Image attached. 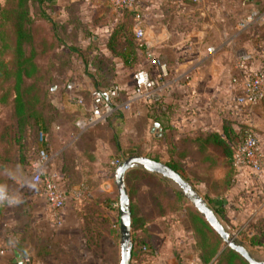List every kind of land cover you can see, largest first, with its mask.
<instances>
[{
    "label": "crops",
    "instance_id": "1",
    "mask_svg": "<svg viewBox=\"0 0 264 264\" xmlns=\"http://www.w3.org/2000/svg\"><path fill=\"white\" fill-rule=\"evenodd\" d=\"M51 4L55 7L53 17L56 19L64 17L65 8L70 4L77 6V15L91 34L95 47L92 56L101 54L102 51L114 58L106 48L112 34L116 32V42L122 50L126 46V38L131 36L138 56L134 69L131 71L117 58L116 70L111 77L115 81L114 85L119 87L116 99L118 118L142 120L149 127L147 137L152 136L156 146L151 157L159 156L162 163L168 160L181 163L183 178L217 215L221 206L226 204V198L214 197L217 190L222 191L225 182L229 181L226 178L229 177L228 169L231 170L232 166L220 149L211 142L203 141L205 136L209 133H222L223 124L227 120L252 127L259 139L264 166V100L241 112L237 111L234 103V97L240 91L245 73L237 67L240 57L244 54L250 56L248 68H264V26L258 27L259 33L254 38L258 43L255 49L246 44L240 47L237 40L240 35L238 24L241 15L243 18L251 11L262 10L264 0H249L246 4H242L240 0H141L137 10L141 14L144 42L166 64L167 76L164 80L160 78L158 68L143 56L144 47L135 40L132 12L124 14L117 11L110 6L108 0H52ZM77 44L83 49L90 45L89 40L83 37L80 31ZM73 63L71 81L68 82L70 87L57 80L60 83L51 85V90L54 87L55 98L60 99L58 110L79 117L83 109L74 104L75 99L81 98L89 105L95 87L88 76L92 70L91 65L84 64L83 60L77 57ZM138 69L147 70L159 83H165L166 88L159 102L162 103V111L151 106L153 103L143 101L131 104L127 109L122 107L127 96L133 91L132 75ZM58 84L63 87L59 88ZM114 122L113 118L112 123ZM107 140L109 148L103 151L105 160L110 158L111 151H114L115 155L109 161V166L101 170L102 178L97 179V186L87 190L92 198L91 205L111 217L110 222L113 225L115 222L118 225L116 208L107 205L104 195L113 194L117 198L114 173L112 176L110 167L117 158L116 153L127 150L128 146L122 148L119 145L120 148L117 149V143L113 144L111 137ZM90 143L92 153L96 155L94 142ZM168 146L173 147L171 155L167 152ZM50 156L49 168L55 170L56 166L51 164L53 154ZM30 173L31 165L26 183L10 193L13 203L0 205V208L13 205L23 195L31 201L33 211L40 214L50 225L66 224L65 227H68L73 225V221L79 220V205L85 196L77 199L74 191L80 186L71 192H67L63 187L67 197L66 204L55 218L46 205L40 185H35V191L25 189L30 185ZM192 173L199 178L197 185L190 179ZM236 173V177L245 176V173ZM144 188L146 187H141ZM98 196L100 197L97 198ZM151 224L153 222L147 223L146 228ZM5 225L11 227L15 224L0 218V264H16L21 255L15 249V238L10 236L9 232L4 234ZM148 233L152 231L148 230ZM153 240L154 237L151 238L154 248ZM196 259L199 260L198 256Z\"/></svg>",
    "mask_w": 264,
    "mask_h": 264
},
{
    "label": "rangeland",
    "instance_id": "2",
    "mask_svg": "<svg viewBox=\"0 0 264 264\" xmlns=\"http://www.w3.org/2000/svg\"><path fill=\"white\" fill-rule=\"evenodd\" d=\"M258 33L259 30L256 26L240 33L237 38L239 46L243 47L246 44L255 49L258 43L254 38ZM0 59L8 62L10 55L0 56ZM54 68L56 72L57 67ZM62 71L60 70V72ZM66 72L67 70H64L62 73L56 74L57 79L63 78ZM59 81L56 83H60ZM61 86L63 87V85H59V88ZM48 87L50 88L48 98L55 108L54 111H51L53 120L46 135V144L48 152L53 154L51 164L56 166L57 170H55L59 173L60 181V171L63 168L64 171L70 172L64 177L65 181L62 180L67 192H71L79 186H85L83 181L88 178L92 180L102 178L101 170L105 166H109V161L115 155L114 151H111L108 160H105L103 156V151L109 148L108 137L112 138L113 144L117 143L122 148L127 145V150L132 153L130 155L143 156L147 154L152 156L154 154L152 150L156 146L152 136L147 137L149 127L140 119L121 120L115 113L106 122L84 132V138L88 142H94L93 147L98 158L96 162L86 165V162L79 159L83 144L81 140H78V129L74 124L78 117L64 114L60 109L58 110L59 98H55V91L51 90V86ZM113 118L114 123H112ZM8 122H11L9 114L6 109L1 107L0 130L3 124ZM25 143L27 154L31 156L30 158H35L36 150L40 144L35 129L27 134ZM138 144L139 146H136ZM2 150L3 146L0 145V153L3 152ZM116 154L125 159L129 153ZM18 156L19 153H16L9 160L0 159V193H13L28 180L26 163L21 162ZM228 171L229 177L226 180L229 181L225 182L222 191L217 190V195L214 197L216 199L226 198V204L221 206L217 217L255 258L264 260V166L261 173H247L241 178L236 177L238 174L232 168ZM190 175L191 181L197 185L199 178L193 173ZM169 184L177 190L170 181ZM25 189L36 190L35 185L31 182ZM20 197V200L13 205L0 208V218L15 224L11 227L5 225L3 229L4 234L9 232L10 236L15 238V249L22 256L16 264H119V224L116 225L115 222L113 225L110 222L111 217L93 207L90 203L91 196L86 195L82 198L79 205V220L73 221V225L68 227H65L66 224L50 225L40 214L33 211L34 207L27 196ZM135 202L137 210L149 211L151 209V201L145 195L143 198L141 197V202L136 196ZM188 212L190 213V210H183L179 215L156 217L152 221L153 224L146 228L152 231L148 234L154 237L155 247L152 249V254L149 251L150 244H153L149 243L150 240L144 241L145 245L139 247L140 250L145 247V251L139 252L136 245L133 244L131 264H201L196 259L198 252L194 248L197 240L195 234H199L196 233L197 223L190 214L188 215ZM214 212L216 213V211ZM208 241L212 242L210 239ZM220 248L227 247L221 243Z\"/></svg>",
    "mask_w": 264,
    "mask_h": 264
},
{
    "label": "trees",
    "instance_id": "3",
    "mask_svg": "<svg viewBox=\"0 0 264 264\" xmlns=\"http://www.w3.org/2000/svg\"><path fill=\"white\" fill-rule=\"evenodd\" d=\"M51 2L52 0H3L2 3L0 2V56L10 55L8 62L0 59V108L6 109L11 120V122L3 124L0 130V145L3 146L0 159L9 160L14 154L19 153V160L26 163L27 174L34 159L27 154L25 143L27 134L35 129L38 141H40L41 134L47 135L53 120L51 111H54L55 108L48 98L50 92L48 86L54 85L57 80L68 85V82L71 81L70 74L73 70L74 57H79L84 64L91 65L92 70L88 76L97 90H105L115 84L111 77L116 70L115 60L117 58L121 59L131 71L134 69V63L138 60L137 47L130 39L131 36L126 38V46L122 50L116 42V32L112 34L106 46L107 51L114 58H110L102 51L101 54L96 53L92 56L95 47L91 34L87 32L77 15V6L70 4L65 8L64 17L55 19L53 17L55 7ZM121 12L126 14L128 11ZM79 31L90 42L86 49L77 44ZM54 67H57V73L54 71ZM60 70H67V72L63 78L57 79L56 74L63 72ZM151 106L160 111L163 108L162 103H153ZM115 113L118 115L119 111L117 110L113 114ZM244 128L245 125L227 120L223 124L222 133H209L203 141L211 142L212 145L220 149L232 165V158ZM77 133L78 140H81L83 144V148L80 149V153L83 155L80 154L79 159L83 162L87 161L86 165L96 162L98 158L92 153V144L84 138V133H79V130ZM168 147L167 152L171 155L174 151L173 147ZM41 148L48 151L46 142H40L35 155ZM119 148L120 146L117 144V149ZM123 153H129L126 155L127 157L132 154L130 150H124ZM148 157L160 162L157 155ZM122 160V157L117 155V164ZM117 164L110 167L112 176ZM163 164L183 178L181 163L168 160ZM60 174L61 181L59 182L63 188L62 180L70 172L64 171L63 168ZM98 181L88 178L83 183L90 190L97 186ZM125 183L131 204L132 242L139 252V247L145 245L146 239L150 240L149 243L152 242V237L148 234L145 226L147 223H151L156 217L190 210L188 215L190 214L197 223L196 233L199 234H195L197 240L194 248L198 252L201 264H247L229 248H220L222 242L219 236L213 232L180 191L170 186L167 179L141 167H136L127 172ZM143 186L146 188L141 189ZM143 195L151 201L149 211L136 209V196L141 202ZM104 197L107 205L117 202V198L113 194H107ZM116 211L118 215V208ZM209 239L212 242L208 241ZM152 248L153 246L150 244V254H152Z\"/></svg>",
    "mask_w": 264,
    "mask_h": 264
},
{
    "label": "built area",
    "instance_id": "4",
    "mask_svg": "<svg viewBox=\"0 0 264 264\" xmlns=\"http://www.w3.org/2000/svg\"><path fill=\"white\" fill-rule=\"evenodd\" d=\"M141 0H108L112 8L117 11H129L133 13L134 19V37L143 48V56L153 66L158 68L160 78L164 80L167 76V66L153 52V50L144 42V30L141 25V14L137 10ZM197 2L198 0H193ZM249 0H240L246 4ZM239 33H243L251 27L264 26V8L254 10L244 16L239 24ZM250 60L249 55H242L237 63L238 69L244 70V77L239 93L234 97V103L237 111L254 107L264 100V68L252 69L247 67ZM133 91L127 96L122 105L124 109L130 107L139 101L148 103H159L162 99L163 91L166 88L164 82L159 83L147 70L138 69L133 75ZM67 87H70L69 85ZM119 87L112 85L105 90L95 89L91 93L89 105H86L81 98H76L74 104L83 109L82 114L75 121V127L84 132L97 124L104 123L109 117L118 110L117 97ZM240 142L232 158V168L236 172L258 174L263 171L262 154L259 145V139L250 126H245L241 131ZM40 142H46V136L40 135ZM50 153L41 148L31 164L30 182L34 185H40L43 190L44 199L47 207L52 211L55 218L66 204V193L60 185L59 173L49 168ZM117 162L115 161V163ZM76 198H81L89 194L86 186H80L74 191ZM13 203L11 194L0 193V205ZM118 208V202L112 204ZM141 248L140 251H145Z\"/></svg>",
    "mask_w": 264,
    "mask_h": 264
},
{
    "label": "water",
    "instance_id": "5",
    "mask_svg": "<svg viewBox=\"0 0 264 264\" xmlns=\"http://www.w3.org/2000/svg\"><path fill=\"white\" fill-rule=\"evenodd\" d=\"M53 89L54 87H52ZM136 167H141L150 173L157 174L169 180L220 237L223 245L237 253L247 264H264V260L255 258L243 243L237 240L234 234H231L227 230L207 202L177 172L161 162L142 155H131L123 159L116 165L114 170V185L118 202L119 264H131L132 260L131 204L125 183V176L128 171ZM185 224L187 225V223Z\"/></svg>",
    "mask_w": 264,
    "mask_h": 264
}]
</instances>
